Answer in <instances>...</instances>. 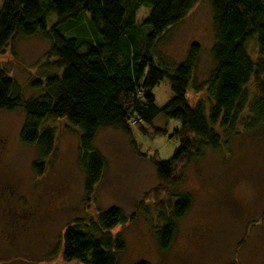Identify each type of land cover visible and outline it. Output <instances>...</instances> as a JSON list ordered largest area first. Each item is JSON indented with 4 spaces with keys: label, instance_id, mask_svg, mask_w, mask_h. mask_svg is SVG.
<instances>
[{
    "label": "trees",
    "instance_id": "16d2710c",
    "mask_svg": "<svg viewBox=\"0 0 264 264\" xmlns=\"http://www.w3.org/2000/svg\"><path fill=\"white\" fill-rule=\"evenodd\" d=\"M197 1L0 0V54L15 37L37 35L49 42L54 73L32 82L41 92L36 97L24 100L0 65V111L24 110L19 138L37 148L41 162L33 168L38 174L55 146L54 130L43 126L47 119L64 118L78 129L87 196L105 168L104 157L94 148L100 128L119 130L132 139L133 125L144 134L151 129L152 135L164 136L166 129L154 127V120L162 116L177 122L169 137L179 146L168 159H153L159 183L168 187L181 181L185 168L205 149L217 150L224 136L239 126L250 129L264 120V0H211L214 66L201 85H194L193 76L198 44H191L183 61L172 68L156 59L159 39ZM76 28L77 34L70 33ZM165 78L172 97L158 106L152 89ZM190 86L203 90L206 99L190 104ZM190 204V197L181 195L159 210L162 226L155 236L160 250L170 246L176 221ZM124 222L121 209L111 207L87 225H69L62 257L83 264H117L124 243L111 230Z\"/></svg>",
    "mask_w": 264,
    "mask_h": 264
},
{
    "label": "rangeland",
    "instance_id": "374dc122",
    "mask_svg": "<svg viewBox=\"0 0 264 264\" xmlns=\"http://www.w3.org/2000/svg\"><path fill=\"white\" fill-rule=\"evenodd\" d=\"M70 33L77 34V28ZM213 42L211 0H198L165 31L154 53L172 68L191 44H198L193 76L199 86L214 66ZM48 48L49 42L37 35L15 37L0 54V65L24 100L41 93L34 80L54 73ZM152 93L163 106L172 97L169 80L159 81ZM187 97L194 104L206 94L190 86ZM24 116L21 108L0 111V264H83L62 257L64 232L75 222L87 225L111 207L125 216L111 230L124 243L117 264H264V120L250 129L239 126L217 150L205 149L185 168L181 181L168 187L159 183L153 159L166 160L179 146L169 137L177 122L162 116L154 120V127L166 129L164 136L152 135L151 129L144 134L133 125L132 139L100 128L94 148L105 168L87 196L78 129L64 118L45 120L43 126L55 132V146L38 174L33 168L41 162L37 148L19 138ZM181 195L190 197V208L176 221L168 249L160 250L155 236L162 226L159 210Z\"/></svg>",
    "mask_w": 264,
    "mask_h": 264
}]
</instances>
